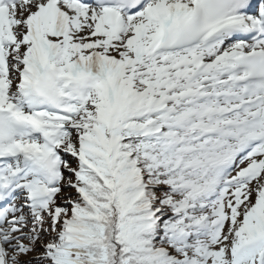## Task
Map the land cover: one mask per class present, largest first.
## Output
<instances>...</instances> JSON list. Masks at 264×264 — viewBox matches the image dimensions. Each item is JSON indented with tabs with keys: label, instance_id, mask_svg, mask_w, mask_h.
<instances>
[{
	"label": "snow or ice",
	"instance_id": "6c2138e0",
	"mask_svg": "<svg viewBox=\"0 0 264 264\" xmlns=\"http://www.w3.org/2000/svg\"><path fill=\"white\" fill-rule=\"evenodd\" d=\"M0 264H264V0H0Z\"/></svg>",
	"mask_w": 264,
	"mask_h": 264
}]
</instances>
